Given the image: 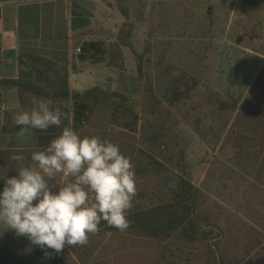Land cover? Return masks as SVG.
Returning a JSON list of instances; mask_svg holds the SVG:
<instances>
[{"label":"rangeland","instance_id":"obj_1","mask_svg":"<svg viewBox=\"0 0 264 264\" xmlns=\"http://www.w3.org/2000/svg\"><path fill=\"white\" fill-rule=\"evenodd\" d=\"M245 1L130 0L133 30L124 47L127 57L110 62L114 68L103 91L128 99L139 118L137 132L110 126L113 99L100 100L79 134L108 139L131 158L138 148L155 155L252 226L262 243L243 264H264V187L251 178L257 164L233 165L228 156L235 155L234 149L225 143L231 130L254 140L256 121L243 118L240 110L264 71V0H255L259 8L250 19L243 15ZM145 40H150L152 52L141 59ZM176 81H195L198 87L190 98L171 105L167 92ZM260 133L258 129V141ZM256 146L249 155L261 154L260 142ZM56 179L60 186L72 178L58 174ZM147 254L153 251L134 250L130 261L116 263L149 264Z\"/></svg>","mask_w":264,"mask_h":264},{"label":"trees","instance_id":"obj_2","mask_svg":"<svg viewBox=\"0 0 264 264\" xmlns=\"http://www.w3.org/2000/svg\"><path fill=\"white\" fill-rule=\"evenodd\" d=\"M115 4L124 19L118 43L126 47L133 30V25L129 23L133 11L131 2L115 0ZM244 5L247 8L243 15L247 19L259 8L255 0H246ZM97 45L84 44L81 51L94 50L93 53L98 55ZM151 52L152 44L150 40H145L141 59L150 56ZM91 61L99 62L95 56ZM70 71L75 69L69 70L43 57L20 55L17 79L0 81L2 87L17 89L22 111L30 108L34 100L44 97L52 99L53 106L61 107L64 112L60 127L53 126L47 131L30 129L35 138L32 150H0V192L5 186L3 178L18 175L16 168L19 163L31 165V153L45 148L63 127H72L79 134L98 108L100 100H116L110 115L111 126L132 134L137 132L139 118L125 96L106 93L99 87L82 93L70 91ZM176 83L167 92L171 105L190 98L198 87L195 81ZM240 111L243 118L256 121L254 140H247L248 137L240 130H231L225 143L231 146L230 150L234 149L235 155L228 157L235 166L245 163V166L252 165L254 168L251 163L255 161V177H249L264 187V134H261L264 133V71L255 80ZM13 128L21 130L16 124ZM258 129L261 132L260 141L255 139ZM259 142L261 154L249 155L248 152L254 151ZM13 154L23 155L27 159L19 163L11 161L8 157ZM131 160L135 166L138 194L128 213L130 227L126 231L120 232L101 221L100 231L90 235L87 245L65 246L60 253L48 249L49 255H45L44 250L32 245L26 237L18 236L14 230L0 224V264H117L121 259L130 261L133 251L142 248L153 251L152 256L147 254L151 259L149 264H243L246 259L247 262L251 260L255 248L262 243L259 233L252 226L219 205L191 181L173 172L152 153L138 148ZM171 182H175V187L170 186ZM52 183L59 187L58 179L55 178Z\"/></svg>","mask_w":264,"mask_h":264},{"label":"clouds","instance_id":"obj_3","mask_svg":"<svg viewBox=\"0 0 264 264\" xmlns=\"http://www.w3.org/2000/svg\"><path fill=\"white\" fill-rule=\"evenodd\" d=\"M41 97L17 113L18 136L29 129L60 127L64 112ZM22 162L23 155H10ZM31 165L19 163L18 175L5 176L0 192V224L26 237L32 245L55 253L65 246H84L100 231L101 221L120 232L130 227L129 210L137 196L135 166L119 146L99 136H81L65 126L42 150L31 153ZM59 175L72 179L59 187ZM175 187V182H171ZM53 189H57L54 191Z\"/></svg>","mask_w":264,"mask_h":264},{"label":"crops","instance_id":"obj_4","mask_svg":"<svg viewBox=\"0 0 264 264\" xmlns=\"http://www.w3.org/2000/svg\"><path fill=\"white\" fill-rule=\"evenodd\" d=\"M0 13V81L17 79L19 57L29 55L75 69L68 76L70 91L105 90L107 73L114 68L110 62L127 57L128 50L115 39L123 23L115 0H9L0 2ZM89 43L98 44V55L94 50L76 55ZM93 56L99 62L91 61ZM102 60L109 65L103 67ZM21 111L17 89L0 86V150L35 147L30 129L21 137L13 128Z\"/></svg>","mask_w":264,"mask_h":264},{"label":"built area","instance_id":"obj_5","mask_svg":"<svg viewBox=\"0 0 264 264\" xmlns=\"http://www.w3.org/2000/svg\"><path fill=\"white\" fill-rule=\"evenodd\" d=\"M1 14V13H0ZM75 53H76V55H80V53H81V48H77L76 50H75Z\"/></svg>","mask_w":264,"mask_h":264},{"label":"water","instance_id":"obj_6","mask_svg":"<svg viewBox=\"0 0 264 264\" xmlns=\"http://www.w3.org/2000/svg\"><path fill=\"white\" fill-rule=\"evenodd\" d=\"M207 11H211V8H207Z\"/></svg>","mask_w":264,"mask_h":264}]
</instances>
